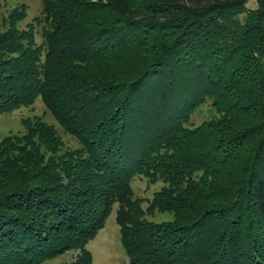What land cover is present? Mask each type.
Returning a JSON list of instances; mask_svg holds the SVG:
<instances>
[{
	"label": "trees",
	"instance_id": "obj_1",
	"mask_svg": "<svg viewBox=\"0 0 264 264\" xmlns=\"http://www.w3.org/2000/svg\"><path fill=\"white\" fill-rule=\"evenodd\" d=\"M248 1L41 0L24 27L10 10L0 114L41 98L78 146L39 116L0 139V264H92L114 207L127 264H264V0ZM206 98L223 117L186 127ZM136 176L162 182L145 209Z\"/></svg>",
	"mask_w": 264,
	"mask_h": 264
},
{
	"label": "rangeland",
	"instance_id": "obj_2",
	"mask_svg": "<svg viewBox=\"0 0 264 264\" xmlns=\"http://www.w3.org/2000/svg\"><path fill=\"white\" fill-rule=\"evenodd\" d=\"M20 4L26 6V16L19 23L20 26L24 27L28 22L33 21L34 18L41 15V0H3L0 2V29L3 28V19L10 10ZM255 6V0H249L247 2V7L252 8ZM244 18L245 13L240 14L239 19L243 20ZM41 25L36 24L35 40L37 43L42 41ZM38 116L57 129L58 134L62 137L66 146H78L77 140L63 130L46 108L41 98H37L31 105L21 106L11 112L0 114V139L8 134L23 131L22 119ZM222 117L223 114L212 105L210 99L206 98L191 110L185 121V125L191 129L205 121ZM161 185V181L150 183L145 177L136 176L133 179L132 188L134 195L142 199V207H144V209L147 207V203L152 198L154 191L158 190ZM146 218L161 221L170 219L171 215L168 213L154 212L151 215H146ZM86 247L91 252L92 264H127L126 254L120 242L119 226L115 221V207L107 217L103 228L89 240ZM73 256V251H67L55 258L46 260L42 264H65L70 261Z\"/></svg>",
	"mask_w": 264,
	"mask_h": 264
}]
</instances>
